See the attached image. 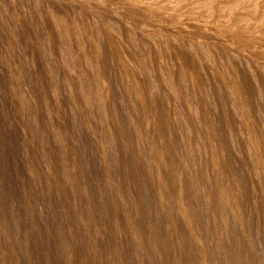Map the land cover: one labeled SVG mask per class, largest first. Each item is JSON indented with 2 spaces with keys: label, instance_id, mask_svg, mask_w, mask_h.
Listing matches in <instances>:
<instances>
[{
  "label": "bare ground",
  "instance_id": "bare-ground-1",
  "mask_svg": "<svg viewBox=\"0 0 264 264\" xmlns=\"http://www.w3.org/2000/svg\"><path fill=\"white\" fill-rule=\"evenodd\" d=\"M2 1L3 0H0L1 5L4 4ZM7 1L6 2L10 4V9L12 11L13 16H15V18L18 22V23L16 22L17 23L16 25H19V27H21L24 31V33H23L24 43H30V44L36 43L38 46L41 43L40 42L41 41L40 40V34H42V37L44 35H46L47 38L49 39L48 43H49V46L52 50L50 52L54 56V58H53L54 62L57 63V64H55L56 65L55 67H57L56 73H60V75H62L66 78V79H64V80H66V84H64V85H67V87L72 89V92L74 93V95L77 98L80 99L81 96L86 97L84 102H86V104L88 103L87 106L89 104H92L91 100H93V98H96V99H98V101H96V102H98L100 105V108H99L98 104L97 105L95 104L96 106H98L97 108H99V110L101 108H103L101 106V104H102L101 101L103 102L102 97H104V96H101V94H102L101 92L104 89L109 90L111 88V87L108 88L107 84H109L108 82H110L112 79L110 81H108L109 77L106 78L107 77L106 71L108 69L110 70L112 68V70H110L114 73V75H112V77L115 76V81L120 83L119 86L121 85L120 87L122 88V92L124 90H127V88L130 91H132V93L130 92V94L131 95L133 94V96H132L133 102L132 101L131 102L133 103V106L136 107V110H140L139 112L133 110L135 113V116H133V114H131V112H130V114L134 118L137 117L136 118L137 120L136 119L135 120L139 124V125H137L136 121L133 118L132 121H135L136 125L138 126V127L137 126L136 127L138 129L135 128V125L134 126L132 125L133 128L138 130V131L136 130V132L138 133V136H141L142 139L145 141V143L150 147H147L145 145V143H144V145L147 148H152L156 154H157L156 150H158V148H162L164 150V152H166V154L168 153L167 151H169V150L171 152L173 150H175V151L177 150L175 145L176 144L179 145V143H176V142H178V138H177V141H174V143H176V144H174L173 140H175L176 138L172 139L171 136L172 137H174V136L178 137L179 136L178 131L183 129V128H180L181 127L180 123L183 121H187V120H185V118H186L185 116H187V114H188V113H186L187 110L186 111L183 110L185 113L184 114L185 115L184 120H181V121L179 120L180 122L176 120L175 115H177V116L180 115V114H178V111H181V110L177 111L176 109L178 108L179 105H181V103H182L181 107L184 106L186 108L190 107V105L187 103L193 102L194 105L193 104L192 105L195 107H196L195 104L198 103V105H197L198 108H202L201 111H203V108H205L206 110L209 109L208 108L209 106L204 104V103H207L206 102L207 99L212 98L211 100L213 103L217 101L218 103L220 102L222 105H223L222 102L226 101L227 104L225 103L223 105V106H225V105L227 106V107L225 106L227 108L226 109L227 112L224 110L225 114L223 113L226 117L222 114L225 117V119H224V117H223V119H221V123H223L224 128L227 129V131H226L227 133L225 135L222 132L223 130L222 131L218 130V131H221L222 134L221 133L220 134L223 135V136H219L220 134H218L216 132L217 131L216 129H213L211 131V133H208V135L212 134V132L215 130L214 132L217 133L216 138H213L214 132H213V135H211L212 139L208 138V135H205L209 131V129L211 128L210 126H213L212 125L213 120L216 118L218 119L221 116V115H219V112L222 113L221 108L223 106H221V105H219V106H221V108L219 107L220 111L218 113H217L218 110H216V113L213 114L212 112H210V109H209L208 111L210 112V114L206 110H205L206 113L205 112L203 113L204 116H202V113H201V116L203 118H201V116L197 115L198 117L201 118L200 119L201 121H199V122H195V120L197 119V116L195 113H197V112L194 113L196 116L195 120L193 119L194 116L192 113H190V115L192 114V116L188 115L194 121L189 119V117H188L187 119H189V120L187 121V123L185 124V122H184V124L189 127V128L186 127V128H188L187 131L191 130L193 138L195 137V139L197 140L195 142H197V143L199 142L201 145V147H199L200 149H197V150H196V148H198V147L194 146L195 147L194 150H195L196 155H197L196 156L197 159L195 158L196 163H197V166H195V167H197V168L196 169L194 168L195 171L197 172V173L195 172L197 175L196 177H194L191 174H187L188 170H186L187 172H185V170H183V168H185L187 163H186V165L184 164L185 166L183 165L181 167L182 161H181L180 166H179L180 168L178 167V170L176 171L178 173V178H179L178 184L176 183L177 181L176 182H175V180L172 181L173 175L168 174L169 170L168 171H165V170L162 171L161 170V172H159L158 171L159 169H156V172L158 171V174H159L158 176L157 175L154 176L150 172V170H148L149 168H146V170H148L154 176V178L156 177L157 179H159L158 177L163 176L164 180H162V179L161 180H162V182H164L165 189H167V192L169 191V193L173 194V197H174V194L176 196L175 202L177 205H175V204L174 205H175V207H177V206L179 207L178 209H180V210H179L178 214L181 213V217H179L180 221L178 220L179 221L178 222L177 219L174 220L173 217L177 218L179 215L177 216L175 214L176 215V217H175V215L173 213L172 214L173 217L171 219H172V222L175 221L176 224L179 223V225H178L179 230L176 228V225L175 226L171 225L170 221H169V223H170L169 226L175 227V230L177 229L178 230L177 232L179 233V234H177L173 230L174 233L177 234L176 236L180 235L181 238L187 242V245H189L188 248H190V246H192V249H194L193 250L194 253L196 252L198 254L197 257L195 258L193 252L191 254L189 251V253L186 254L185 253L186 250H185V252H183L181 254V252H182L181 251L179 254L182 255V257H181V255H180V257L182 258L181 260H183L185 264H264V123L262 122L263 120L260 121L261 116L262 117L264 116V0H7ZM35 2H37V3L35 4ZM7 3H6V6H8ZM34 4L37 5L38 10H40L42 20H43V26L44 27L41 28L42 25L39 26V30H36L35 26L33 25L34 22L32 24V16L36 13L40 14V12L39 13L37 12L38 10H36V13H34V11H35L34 10V8H35ZM36 16H34V18H36V19L40 18V15H39V17H36ZM41 24H42V22H41ZM38 25H40V23ZM17 28H18V26H17ZM18 30H19V28H18ZM4 31L6 33H8L7 28ZM0 32H1V30H0ZM10 32H12V31H10ZM11 36H12L11 34L5 36L4 40L1 42L2 47H0V65L1 64L4 65L9 71H11V73L13 75L14 74L16 75L17 73H19V71L21 70L22 67H21V64H20V66H18L16 64L15 60L18 57L19 52L17 49H14V47H13L14 45L10 44ZM11 40H12L11 43H13V41H14L13 36H12ZM25 46H27V45H25ZM35 50L36 51L38 50L37 47L35 48ZM105 50L107 53H104ZM105 56L107 57V60H106ZM28 57H29V61H30L29 65H30L31 72H38L39 76L41 74H43V70H45V68L43 69L42 63L40 62L41 63V66H40L39 65L40 63L38 64V61H37L39 54L37 55V54H35V52H33ZM42 60H43V58H42ZM68 60H71V61L73 60V62L71 63V61H68ZM106 63H108L107 64L108 67L106 66ZM44 65L45 64H43V66ZM52 66L50 67V69L53 68ZM47 70H48V68H47ZM52 70H50L49 76H51V74L53 73V72L51 73ZM109 70H108V72H109ZM54 71H55V69H54ZM47 72H49V71H47ZM95 73L98 75V78H99V76H101V78H103L102 79L103 81L101 83L97 82L98 79L95 80L96 79V77L94 78V76L96 75ZM19 74H20V76L19 75L18 76L21 77V72ZM110 74H111V72H110ZM44 75L47 76V73L45 74V71H44ZM54 77H55V75H54ZM44 78H42V79H44ZM32 80H34V79H32ZM48 80L50 81V83L47 82L48 84L41 81L44 83L41 86L46 87L45 89L47 92L46 91L45 92H46V94L48 93L47 96L50 99L49 102H51V100H52L51 103H53V101H54V103L56 104V106L54 105L55 106L54 108H56L58 106L57 104L59 102L58 98H57L59 96H57V95H58L59 91L62 90L61 89L62 84L57 83V82L51 83L52 82L51 81L52 76H51V80H50V78ZM98 81H100V80H98ZM45 82H46V78H45ZM6 83L7 82H5V84ZM20 83L21 82H19V84ZM114 84H116V83H114ZM114 84H113V86H114ZM31 85H33V84H31ZM113 86H112V88H113ZM124 86L126 87L125 89L123 88ZM116 88H117V86H116ZM43 90H44V88L42 89V91ZM19 91H21V90H19ZM89 91H93V92H89ZM128 91H125V93L126 92L129 93ZM168 91H169V93L172 92V94H170L171 96L169 97L168 100H166L168 96L165 97V95H169V93H167ZM113 92H114V90H113ZM194 92H196L195 97L197 96V94L200 95V97L198 96L200 99L197 97L199 100L196 98L194 99ZM35 93H37V92H35ZM107 93L112 94L110 92H107ZM164 93H166V94L164 95ZM23 94H24V92H23ZM178 94H179V96H178ZM19 95H20V93H19ZM105 95L110 98V95H107L106 92H105ZM66 96H68V95L66 94ZM26 97H27V94H26ZM64 97H62V98H64ZM90 97H91V99H90ZM163 97L165 98L166 102H164L165 100L163 101V99H164ZM174 98L180 99V101H181V103H177L179 100L176 99L177 100L176 103L179 105L177 107H175L176 104L174 103L175 106H173L174 108H176L175 110H176L177 114L174 113L175 111L171 112L172 110L170 108L172 106L169 107V105H173V102H175ZM65 99H61V97H60V101L62 100V102ZM69 99H70V97H69ZM96 99H94L93 101H95ZM105 99H106V97H105ZM119 99H120V97H119ZM125 99H127V98H125ZM125 99H123V100H125ZM213 99H214V101H213ZM82 100H84V98ZM109 100L110 99H108V102H105V103H109V102L112 103V101H109ZM111 100H112V98H111ZM129 100H127V101L125 100L126 102L124 101V103L127 104V106H128L127 102ZM114 101H115V99H114ZM168 101H169V103H168ZM23 102H24V100H23ZM65 102H67V100ZM121 102H120V104H121ZM59 103H61V102H59ZM80 103H83V102H80ZM213 103H212V105H213ZM86 104H85V106H86ZM95 105L93 104V106H95ZM107 105L110 106V104H107ZM214 105L216 106L215 103H214ZM63 106H64V104H63ZM80 106H82V105H80ZM93 106H91L90 111L92 110ZM104 106H106V105H104ZM165 106L167 107V109L169 107L170 111L168 109V112H167ZM205 106H207V107H205ZM110 107H112V105ZM129 107L131 108V104ZM18 108H20V107H18ZM87 108H86L87 110H84V109L83 110L88 112L89 107H87ZM130 108H129V111H131ZM174 108H173V110H174ZM57 109H58V107H57ZM59 109H61V108H59ZM66 109H67V107H66ZM121 109H122V107H121ZM121 109H119V110H121ZM132 109H134V108L132 107ZM182 109H183V107H182ZM216 109H218V106ZM29 110H31V109H29ZM97 110L95 111L93 108V111L99 112V110L98 111ZM236 110L241 112V114L237 113L238 111L236 112V114L240 115L238 117V119L235 115ZM100 111H102V113H104L103 110H100ZM104 111H106V109ZM133 111H132V113H133ZM183 111H181V112H183ZM189 111H192V110L189 109ZM196 111H198V110H196ZM108 112H109V110H108ZM136 112H138V113H136ZM102 113H100V115L95 114V116L94 115H92V116L96 117V115H99V117L98 116L97 117L100 118L101 115H104V117L105 116L107 117L108 113L106 115H105V113L104 114H102ZM211 113L213 115L216 114L214 117H216L217 114L219 117H216V118L212 117V119H210ZM90 114H92V111L88 115H90ZM127 114H129V113H127ZM130 114H129V117H130ZM181 114H183V113H181ZM20 115H21V113H20ZM90 116H88V118H91ZM118 116H120V115H118ZM181 116L183 117V115H180V117ZM104 117H103V119H104ZM113 117L115 118V116H113ZM18 118H20V117H18ZM28 118H29V116H28ZM88 118L85 120H87L90 123V120ZM60 119L62 120V118H60ZM79 119H80V116H79ZM91 119H95V118H91ZM217 119H216V122H217ZM96 120H97V118H96ZM96 120L92 122L93 127H95L94 125L96 123ZM105 120L108 121L109 117H108V119L106 118ZM219 120L220 119H218V123H219ZM222 120H225V121L222 122ZM65 121H66V119L64 118L63 122H65ZM101 121H103V120H101ZM101 121L99 123H101ZM16 122H18V121H16ZM119 122H120V120H119ZM121 122H122V120H121ZM80 123H81V119H80ZM218 123H216L217 125L215 126V127L218 126L217 129L220 128L221 126H223V125H221L219 127ZM104 124L105 123H103L102 125H104ZM131 124H133V123L131 122ZM87 125H90V124H86V127H88ZM99 125L101 126V124H99ZM115 125H118V124H115ZM115 125H114V127H119V126H115ZM185 125H183V127ZM81 126H83V121H82ZM100 126H98V127H99V130L101 132ZM93 127L91 129H93ZM121 127H122V129L125 128V126L123 128V125ZM208 127H209V129H208ZM109 128H110V126H109ZM126 128L129 129V130L128 129L126 130V131H128L129 134H131L129 132L130 129H132V131H131L132 133H133V130L135 131V129H133L131 126H130V128L129 127H126ZM186 128H184V129H186ZM221 128L223 129V127H221ZM83 129H84V127H83ZM88 129L89 128L85 129V131ZM117 130L119 131V129H116V131ZM93 131L96 132V130H93ZM120 131H121V133L123 132V130H121V129H120ZM224 131H225V129H224ZM74 132L76 133L75 130H74ZM89 132H91V131H89ZM89 132H85V133L88 134ZM97 132L99 133V131H97ZM181 132L184 133L185 130H183ZM105 133H107L106 138H109L108 140H110V137H108V135H110L109 131L107 132L105 130ZM123 133L120 134V132H119V135H121L120 138L124 137ZM126 133H124V135ZM128 133L126 135V138L129 135ZM191 133L189 134V136L191 135ZM78 134L80 135V133H78ZM136 134H134V135H136ZM134 135H133V137H134ZM184 135L186 136L187 134L184 133ZM16 136H17V134H16ZM192 136H191V139H193ZM72 137H74V136H72ZM117 137H118V132H117ZM130 137H132V136L130 135ZM135 137H137V136H135ZM181 137H182V135H181ZM40 138H42V136ZM74 138H76V137H74ZM106 138L104 136L102 139H106ZM132 138H130L129 141ZM139 139H141V138H139ZM92 140H94V139H92ZM135 140H133L134 144L132 145L133 147L135 146L134 150L137 149L138 147H139V149H141L140 145H143V141L142 140H141L142 142L137 141V143L138 142L141 143L138 146V144L136 143ZM193 140H191V141H193ZM204 140H206V141H204ZM49 141H50V139H49ZM159 141L163 142V143L160 142L162 147H159V144H160ZM184 141H185V139H184ZM32 142H33V140H32ZM110 142H111V140H110ZM110 142H108V145ZM180 142H182L181 143V145H182L183 139ZM189 142L188 143L184 142V143L190 144L191 142L190 143ZM82 143H83V141H82ZM104 143L106 144V142H104ZM135 143L138 146L137 148H136ZM38 145H40V144H38ZM164 145H165L166 149H169V150L166 151L165 148L163 147ZM195 145L198 146V144H195ZM126 146H128V145H126ZM145 146H144V148H145ZM174 146H175V148H174ZM184 146H185V144H184ZM187 146L188 145H186V147ZM76 148H78V146ZM144 148H143V151H144ZM178 149H179V146H178ZM180 149H181V147H180ZM182 149H183V147H182ZM184 149L186 150V148H184ZM99 150H100V148H99ZM146 150L149 153L148 149H146ZM185 150L182 152H184L183 154H185V156H186ZM187 150H188V148H187ZM97 151H98V149H97ZM121 151H123V149ZM139 151H141V150H139ZM175 151H173L174 155L176 152H179V151L181 152V150L176 151V152ZM189 151H191V150H189ZM76 152H77V150H76ZM144 152H142V153L144 154ZM154 152L152 153L153 155H154ZM159 152L160 151L158 150V153ZM193 152H192V154L194 155ZM162 153L163 152L161 151V153H160L161 156H159L157 154L159 156V158L163 157L165 155V153H163V154ZM136 154H138V153H136ZM143 154H142L143 158H142V160H140L141 163L143 162V159L145 160L144 156H145L146 152H145L144 156H143ZM152 154H149V155H152ZM177 154H179V153H177ZM192 154H190V155H192ZM139 155H141V154H138L137 157H139ZM170 155H171V153H170ZM112 156H114V154ZM175 156H173V157H175ZM123 157L125 158V156H123ZM145 157H147V156H145ZM181 157L183 158V155ZM191 157H190V159H191ZM147 158L150 159V157H147ZM166 158L168 159V157L162 158L163 159L162 163H164V161L167 160ZM175 158L177 161V157H175ZM187 158L189 160L188 156L185 158V160ZM125 159H127V158H125ZM131 159H133V158L131 157ZM137 159H139V158H136V160ZM155 159L153 162H155L156 160L158 161V158L156 160ZM160 159H159V161H160ZM170 159H171V156H170ZM112 160H114V159H112ZM112 160H111V162H112ZM193 160H194V158H193ZM100 161H102V160L100 159ZM123 161H122V163H124ZM176 161H175V163H176ZM194 161H190L191 164ZM137 162L138 161H136V163ZM148 162H149L148 164L150 167L153 163L151 164L150 161H148ZM102 163H103V161H102ZM107 163H106V165H107ZM117 163H118V161H117ZM130 163L128 162V164L127 163H125V164L129 165ZM168 163H170V162H168ZM196 163L195 164L193 163V164L196 165ZM125 164H124V166H126ZM145 164H146V162L144 163V165L141 164L142 167L143 166L146 167ZM157 164H159V163H156V165ZM133 165H134V162L131 166H133ZM136 165H138V163ZM154 165H155V163H154ZM161 165H160V167L164 166L163 168L165 169L166 165L165 164H163V166H161ZM169 165H171V164H169ZM194 165H192V166L194 167ZM71 166L74 167L73 165H71ZM118 166H120V165L118 164ZM100 167H101V165H100ZM127 167H128L127 169H130L129 166H127ZM155 168H157V167L153 166V170H155ZM171 168L174 169L175 167L174 168L171 167ZM186 168H188V167H186ZM71 169H70V172H72ZM142 169L144 170V168H142ZM175 169H177V167ZM191 169H193V168H191ZM59 170L61 171V169H59ZM134 170H136V169H134ZM134 170H132V171H134ZM146 170H144V171H146ZM151 170H152V168H151ZM129 171H131V170H129ZM144 171H143V173H145V174L148 172V171L147 172H144ZM191 171H193V170H191ZM124 172H126V171H124ZM124 172L122 171V174H126ZM73 173H75V172H73ZM44 174H46V173H44ZM109 174H111V173L109 172ZM129 174H131V173L128 172L127 175H129ZM145 174H142V175L140 174L143 177V179L145 177L149 176V173H147L148 176H147V174L146 175ZM192 174H194V173L192 172ZM107 175H108V173H107ZM112 175H114V174H112ZM117 175H119V174H117ZM132 175H130V176H132ZM135 175H138V174L136 173ZM143 175H145V177ZM152 175H150V176H152ZM189 175H190V177L192 176L191 178L194 177L195 179L194 178L192 180L189 179L190 178V177H188ZM73 176H74V174H73ZM169 176L171 177L170 178L171 180L169 179ZM117 177H119V176H117ZM135 177L136 176H134V178ZM138 177L139 176H137V179L139 180L140 178H138ZM134 178H133V181H134ZM74 179H75V177H74ZM122 179H123V182L128 180V179L126 180V179L121 177V180H118V181H122ZM148 179H150V177H148ZM103 180L104 179H102V185H103V182L105 181V180L104 181ZM115 180H117V178ZM176 180H177V178H176ZM139 181H137V182H139ZM155 181L152 183L155 184ZM171 181L175 182V183H172ZM28 182H29V180H28ZM135 182H134V185L136 187ZM143 182L144 181L142 180V183ZM149 182L151 183V180ZM145 183H144V185H145ZM152 183H151V186L155 187V185H153ZM125 184H126V187H128L127 186L128 183H125ZM113 185H114V183H113ZM118 185H117V187H118ZM129 185H130V182H129ZM139 185L137 188H139ZM147 185H148V180H147ZM158 185L160 186V184H158ZM158 185H157V188L159 189ZM104 186H102V187H104ZM108 186L110 187V185H108ZM151 186L149 185L148 188H151ZM122 187L123 186H120L119 189L121 190ZM131 187H130V191L132 189ZM145 187L147 188V186H145ZM154 187H153V189H154ZM161 187H160V190H161ZM197 187H198V189H199V187H201V188L203 187V189H204V190L201 189L204 192V195L201 194V196H205L207 208H206V211L204 210V212H206V214L208 212L209 214H207V215H209V216L206 215L207 216L206 220L203 218L204 219L203 221L204 222L206 221V225H207L208 224L207 223L208 217H211L210 218L211 219L210 225L208 224V227H206L204 225L205 228H209V226L211 227V229H212L211 233H210L211 230L208 232V229H206L207 230V232H206L205 228L202 227V225H201L202 224L201 223L202 217L199 218L200 215H198L199 217L196 215V217L194 218L193 216H195V215L192 213L193 211L191 212L192 205H194L193 207L196 209L198 207L197 206L198 204L196 202L197 198H194L196 201H191L192 195H193V197L194 196L199 197V196L194 195V191L197 190L196 189ZM142 188H143V186L140 187L139 190ZM157 188L155 187L156 190H157ZM49 189H51V188H49ZM153 189H151V190H153ZM58 190H60V189H58ZM115 190L116 189L114 188V191ZM142 190H143V192H145V189H142ZM142 190H140V191H142ZM62 191L63 190H61V192ZM104 191H103V194H104ZM114 191L110 190L111 193H113ZM136 191H138V190H136ZM140 191H138L139 193L138 192H136V193L138 195L141 193L143 194V192L140 193ZM66 192H68V191H66ZM86 192H88V191H86ZM116 192L119 193L118 191H116ZM133 192H135V188H134ZM151 192H153V191H151ZM41 193H42V191H41ZM128 193H126V194H128ZM136 193H134V194H136ZM155 193H154V195H157V192H155ZM201 193H202V191H201ZM120 194L123 195L124 193L120 192ZM129 194L132 195L133 193L131 192ZM163 194H164V192H163ZM163 194H162V196H163ZM117 195H119V194H116V196ZM146 195H148V194H146ZM140 196H142V195H140ZM113 197H115V196H113ZM119 197H120V195H119ZM119 197L117 198L116 201L119 200ZM123 197H125V199H126V196L123 195ZM154 197L156 198V196H154ZM169 197H172V196H169ZM122 198H121V201H122ZM128 198H127V201H128ZM135 198H136V195H135ZM142 198H146V197L142 196ZM153 198H152V200H153ZM159 198H161L159 200H162V198H164V196L163 197L159 196ZM87 199H89L88 196H87ZM104 199H105V197H104ZM172 199H174V198H172ZM199 199L203 200L204 197L203 198L199 197L198 200ZM141 200H143V199H140V201ZM201 200H199V203L203 202ZM111 201L114 202L115 199H114V201L111 199ZM124 201L125 200H123V202ZM135 201L136 202H134V201L133 202L135 204H137V202H138V205H136L137 206L136 208L139 209V205H140L139 204V198H138V201L137 200H135ZM143 201H145V200H143ZM143 201H141V204ZM146 201H147V199H146ZM154 201L156 202V199L153 200V203H154ZM120 202L118 201V203H120ZM131 202L132 201H130V203ZM165 202H168V201H164V203ZM144 203L145 202H143V205H144ZM170 203H172V202H170ZM170 203L168 205H170ZM203 203H204L203 205H205V202H203ZM148 204H149V202H148ZM156 204H158V203H156ZM42 205H43V203H42ZM78 205H80V204H78ZM99 205H100V203H99ZM106 205H107V203H106ZM120 205H122V202ZM145 205H147V204H145ZM203 205H200V206H203ZM109 206L111 207L112 205H109ZM116 206H119V204L118 205L116 204L114 207H116ZM148 206H145V207L148 208ZM161 206H163V205L161 204ZM170 206H172V205H170ZM170 206H169V208H170ZM99 207L101 209V206H99ZM103 207H104V205L102 206V210H105V209H103ZM107 207H108V205H107ZM107 207L105 206V208H107ZM159 207H160V205H159ZM175 207H172V208H175ZM199 207H198V209H199ZM79 208L80 207H78L77 209H79ZM81 208H82V206H81ZM123 208H124V206H123ZM164 208H166V207H164ZM164 208H162V209H164ZM138 209H137V211H138ZM141 209H139V211H141ZM144 209L142 210V211H144L143 213L149 212L148 209H145L146 211ZM201 209H202V207H201ZM118 210H120V209H118ZM166 210H164L166 212V214L168 211L173 212L172 211L173 209L168 210V207L166 208ZM79 211H80V209H79ZM108 211H111V210H108ZM125 211H124V213L126 214L127 212H125ZM151 211H152V209H151ZM176 211H177V209H176ZM176 211L174 210L175 213H176ZM100 212L103 213L105 211H100ZM149 213H151V212H149ZM139 214L140 213H136L137 217ZM169 214H171V213L169 212ZM199 214H200V212H199ZM104 215L105 214H103V217H104ZM108 215H110V214H108ZM127 215H128V213H127ZM129 215H130V213H129ZM151 215H153V214L151 213ZM110 216H112V215H110ZM201 216H202V214H201ZM106 217H109V216H106ZM129 217L131 218V216H129ZM86 218H89V217H86ZM96 218L97 217L95 216V219ZM110 218H112V217H110ZM117 218H119V217H117ZM130 218H128V219L131 221ZM132 218H134V216ZM149 218H151V217H149ZM92 219H94V218L92 217ZM96 220H93V221H96ZM106 220L107 219L105 218V220H104L105 223L107 222ZM108 220H109V218H108ZM141 220H143V219L141 218ZM5 221H7V220H5ZM86 221H88V220H86ZM208 221H210V220H208ZM99 222H100V220H99ZM110 222H111V220H110ZM110 222H108V224ZM113 222H116V221H113ZM127 222H129V221H127ZM144 222H145V220H144ZM152 222L150 221V223H152ZM175 222H174V224H175ZM119 223H117V224H119ZM124 223H125V221H124ZM130 223H129V225L132 224V223L131 224ZM89 224H92V223H89ZM133 224H136V223L133 222ZM137 225H138V223H137ZM137 225H134V226H136V228H137ZM3 226H4V224H3ZM5 226H7V225H5ZM96 226L97 225H95L94 227L92 226V227L95 229ZM110 226H111V224H110ZM113 226H114V224H113ZM145 226H146V224H145ZM158 226H159V224H158ZM85 227H86V225H85ZM102 227H103V224H102ZM108 227L106 226V228H108ZM151 227L153 228L154 226L151 225ZM98 228H99V226H98ZM98 228H96V229H98ZM114 228H115V226H114ZM134 228H132V229L134 230ZM139 228L140 227H138V229ZM146 228L149 229L150 227H146ZM88 229H90V226ZM108 229L111 230V228H108ZM132 229L131 230L129 229V231H131L132 234H134ZM90 230L93 231V229H90ZM137 230H136V232H137ZM141 230L138 233H140L142 235L145 232H144V230H142L143 233H141ZM149 230H148V232H150ZM152 230L154 232V228ZM106 231H109V230H106ZM113 231H112V233H114ZM129 231H127V233ZM254 231H255V233H254ZM96 232H97V230H96ZM98 232L100 233L99 230H98ZM102 232H104V231H101L100 234L103 236L104 233H102ZM109 232L111 233V231H109ZM148 232H147V234H149V236H150V233H148ZM153 232L151 231V233H153ZM87 233H89V232H87ZM94 233H95V231L91 234L96 235V238H97V236H99V235L94 234ZM168 233H170V232H168ZM168 233H167V235H168ZM68 234H70V233H68ZM107 234L109 235V233H107ZM114 234L118 235L117 233H114ZM114 234H112V235H114ZM119 234L122 235L124 233L119 232ZM128 234L126 236H128ZM132 234L130 236H132ZM140 234H138V236ZM171 235H173L172 232H171ZM100 236H99V238H100ZM104 236H107V235L105 234ZM120 236L118 235L117 237H120ZM130 236L128 238L132 239L133 236L132 237H130ZM134 236H136V235L134 234ZM149 236L143 238V240H145L146 238L149 239ZM154 236L157 237V235H154ZM122 237H123V235H122ZM153 237H150V238L152 239ZM158 237L157 238L154 237V238L157 240ZM252 237H254L253 239H255V240H253V241H255V245L257 244V246H255V245H253V246H255V249L258 250L259 253L256 252L255 249H253V250L251 249V245L253 243V241L251 239ZM17 238H19V237H17ZM170 238L172 239L171 236H170ZM173 238H175V237H173ZM92 239L94 240V237ZM114 239H116V238H114ZM126 239H127V237H126ZM151 239H149V240H151ZM166 239H167V236H166ZM180 239L175 238L176 241L180 240ZM100 240L101 239H99L98 241H100ZM127 240H129V239H127ZM136 240H138V238ZM158 240H157V242L160 246V243ZM175 240H174V242H175ZM96 241H95V243H96ZM103 241L104 240H102V242ZM111 241L115 242V240L113 241V239ZM116 241H118V240H116ZM142 241H139V243L141 242V244H142ZM185 241L183 244L186 243ZM145 242L143 241V243H145ZM171 242H172V240H171ZM174 242H173V245H174ZM180 242L182 243L183 241H180ZM97 243H100V242H97ZM119 243L117 245H119ZM121 243H123V242H121ZM175 243L179 245V243H177V242H175ZM97 245H99V244H97ZM97 245H95V246H97ZM102 245H104V244H102ZM102 245L100 243V246H102ZM146 245H147V242H146ZM146 245H145V247H146ZM155 245L157 248L158 247L157 243ZM19 246H21V244ZM113 246H112V248L115 249V247H113ZM120 246H118V247H120ZM147 246H149V245H147ZM171 246L172 245L170 244V246L167 248L171 249ZM256 247L259 249H257ZM148 248L151 251L150 247H148ZM172 248H174L173 250H175L178 247L176 246V248H175L174 246H172ZM2 249H3V247H2ZM96 249H98V248H96ZM108 249H109V247H108ZM119 249L120 248H118V249L116 248V250H119ZM157 249L159 250V247ZM183 249L184 248H182V250ZM192 249H191V251H192ZM103 250H104V247H103ZM133 250H134V248H133ZM154 250H155V248L153 249V252H154ZM161 250H162V248H161ZM108 251H111V250L109 249ZM112 251H113L112 254L115 253L114 250H112ZM0 252H1V250H0ZM103 252H101V253H103ZM119 252H120V250H119ZM119 252H118V254H121V257H122V252L121 253H119ZM161 252H163V251H161ZM174 252L175 251H173L171 253H174ZM108 253H110V252H108ZM157 254H158V251H157ZM104 255H103V257H104ZM160 255H156V256H160ZM173 255H175V254H173ZM3 256H4V254H3ZM93 256L95 257V255H93ZM105 256H107V254ZM112 256L113 255H111V257ZM138 256H139V254H138ZM109 257H110V255H109ZM114 257H116V255ZM171 257H172V255H171ZM176 257L177 256L175 255V258ZM162 258H164V257H162ZM117 259H115V260H117ZM143 259H145V258H143ZM158 259H160V258L158 257ZM105 260L107 263V261H108L107 257L105 258ZM119 261H121V259ZM115 262L112 264H117V261H115ZM176 262H177V260H176ZM169 263H170V261H169ZM179 263H180V261L177 262V264H179ZM108 264H109V261H108ZM159 264H164V263H159Z\"/></svg>",
  "mask_w": 264,
  "mask_h": 264
},
{
  "label": "rangeland",
  "instance_id": "rangeland-1",
  "mask_svg": "<svg viewBox=\"0 0 264 264\" xmlns=\"http://www.w3.org/2000/svg\"><path fill=\"white\" fill-rule=\"evenodd\" d=\"M7 0H3L2 2L4 3L3 5H1L0 4V30H1V32H0V47H2L1 46V42L4 40V38H5V36H7V35H12L13 36V39H14V41H13V43H11V39H12V36H11V38H10V44L11 45H14L13 47H14V49H17L18 50V52H19V55H18V57L16 58V64L18 65V66H20V64H21V70L19 71V73L21 72V77H19L20 76V74L19 73H17L16 75L14 74H12L11 73V71H9L4 65H0V250H1V252H0V264H108V261H109V264H112V263H114L115 261H117V264L119 263V264H159V263H164V264H177V262L178 261H180V263L181 264H185L184 263V261L183 260H181L182 258V253L183 252H185V250H186V254L187 253H189V251H190V253L192 254V252L194 253V249H192V246H190V248H188L189 247V245H187V242L184 240V239H182L181 238V236L180 235H178V236H176L177 234H179L177 231L179 230L178 228V225H179V223H177L176 224V222L174 221V220H176L177 219V221L179 220L180 221V218L179 217H181V213L180 214H178L179 213V210L180 209H178L179 207L177 206V207H175V205H177L176 204V202H175V199H176V196H175V194H174V197H173V194H171V193H169V191L167 192V189H165V186H164V182H162V180H164L163 178V176H160V177H158L159 179H157L156 177L154 178V176H158L159 174H158V171L159 172H161V170L163 171V170H165V171H168L169 173L168 174H171V175H173V178H172V181H174L175 180V182L178 184V173L176 172L177 170H178V167L180 166V163H181V161H182V165H181V167L185 164L186 165V163H187V165L185 166V168H183V170H185V172H187L186 170H188V172H187V174H191V175H193L194 177H196L197 175H196V171H195V169L197 168V167H195V166H197V163H196V159H197V155H196V152H195V147H198V148H196V150L197 149H200L199 147H201V145H200V143L198 142H195V141H197L196 139H195V137L193 138V136H192V133H191V130H189V131H187L188 130V126H186L185 124L187 123V121L189 120V119H191V117L190 116H192V114H193V116H194V120L196 119V116L197 115H199V116H201V113H202V116H204V112L206 113V111H208L209 109H210V112H212L213 114L214 113H216V110H218L217 111V113L220 111V108H221V106H223L225 103H226V101L225 102H222L223 103V105L219 102H214L215 104H216V106L214 105V103L212 102V98L211 99H207V103H204V104H206L207 106H209L207 109L208 110H206L205 108H203V111H201L202 110V108H198V103L197 104H195L196 105V107L195 106H193L194 104H193V102H191V103H187V104H189L190 105V107L189 108H186V107H184V106H182L183 107V109H182V107H181V105H182V103H181V101H180V99H177V98H174L175 99V102H173V105H169V107L170 106H172L170 109L172 110L171 112H174V113H176L177 114V112H176V110L178 111V110H181V111H186L187 110V112L186 113H188L187 114V116H185L184 114V111L183 112H181V111H178V114H180V115H183V117L181 116L180 117V115H175V118H176V120L177 121H181V120H184V118H185V120H187V121H183V122H181L183 125H185L184 127H183V125L180 123V128H183L182 130H180V131H178V134H179V136L178 137H176V136H174V137H172L171 136V138L172 139H175V140H173V143H174V141H177V138H178V142H176V143H179V145L178 144H176V143H174V144H176L175 146H176V151H179V150H181V152L182 151H184L185 149L184 148H186V156H185V154H183L184 152H176L175 150H173V151H175L176 153H175V155H174V153H173V151L171 152L169 149H166V147H165V145L163 146L164 148H165V150L167 151V150H169V151H167L168 153L166 154V152H164V150L162 149V148H158V150L160 151L159 153H158V150H156V152H157V154L159 155V156H161V151L163 152V153H165V155L163 156V157H160L159 158V156L153 151V149L152 148H147V147H150V146H148L146 143H145V141L142 139V137L141 136H138V133L136 132V130L138 129L137 127V125H139L138 123H137V117L136 118H134L133 116H135V113H134V111L133 110H135V111H140V110H136V107L135 106H133V100H132V96H133V94L131 95L130 94V92L132 93V91H130L128 88H127V90H124L126 87L124 86L123 88V92H122V88L119 86V84L120 83H118V82H116L115 81V76H113L112 77V75H114V73L112 72V71H110V70H112V68L109 70L107 67V64L108 63H106V68L109 70V72H108V70L106 71V78H108V81H110L111 79V81L110 82H108L109 84H107V86H108V88H110L108 91L107 90H103L101 93V96H104V97H102L103 98V102L101 101V106L103 107V108H101L100 110H103V112L105 113V115L108 113H110L109 115L107 114V117L105 116L104 117V115H101L100 116V118H98L99 117V115H100V113H102V111H100L99 110V108H100V105H99V103L98 102H96V101H98V99H96V98H93V100L94 99H96L95 101H93V100H91L92 101V104H89L88 106H87V104H86V102H84L85 101V99H86V97H80V99L79 98H77L75 95H74V93L72 92V89H70L69 87H67V85H64V84H66V80H64V79H66L64 76H62V75H60V73H56L57 72V67H55L56 65L55 64H57L56 62H54V56L52 55V53L50 52V51H52L51 50V48H50V46H49V39L47 38V36L46 35H44L43 37H42V34H40V44L37 46V44L36 43H34V44H30V43H24V41H23V33H24V31H23V29L21 28V27H19V25H16L18 22H17V20H16V18H15V16H13V14H12V11H11V9H10V4L9 3H7L6 2ZM6 3H7V5L8 6H6ZM37 2H35V4H36ZM34 4V5H35ZM35 8H34V13H36V10H38V7H37V5H35L34 6ZM9 8V9H8ZM38 13L40 12V10H38L37 11ZM6 15V16H5ZM37 15V16H36ZM39 15H40V18H34V16H36V17H39ZM4 20V21H3ZM37 20V21H36ZM17 22V23H16ZM33 22H34V24H33ZM40 23V25H38L39 23ZM41 22H42V24H41ZM6 23V24H5ZM32 24L35 26V28H36V30H39V26H41V28L42 27H44L43 26V20H42V16H41V12H40V14H34L33 16H32ZM2 25V26H1ZM38 25V26H37ZM17 26H18V28H19V30H18V28H17ZM7 28L8 29V33H6L4 30ZM10 31H12V32H10ZM5 33V34H4ZM10 33V34H9ZM13 33V34H12ZM16 34V35H15ZM2 35V36H1ZM5 35V36H4ZM43 39V40H42ZM25 45H27V46H25ZM36 45V46H35ZM27 47V48H26ZM37 47V51L35 50V48ZM25 48V49H24ZM49 48V49H48ZM27 50V51H26ZM33 50V51H32ZM33 52H35V54H39V57H38V64L41 62L42 63V67H43V69L45 68V70H43V74H41L40 76H39V74H38V72H31V70H30V61H29V57L28 56H30L31 54ZM37 52V53H36ZM104 53H107L106 52V50L104 51ZM46 54V55H45ZM26 57V58H25ZM41 57V58H40ZM106 57V56H105ZM24 58V59H23ZM42 58H43V60H42ZM40 60V61H39ZM106 60H107V57H106ZM68 61H71V60H68ZM73 62V60L71 61V63ZM41 63L39 64L40 66H41ZM43 64H45L44 66H43ZM47 65V66H46ZM53 65V66H52ZM4 66V67H3ZM53 67V68H51L50 69V67ZM47 68H48V70H47ZM53 69V70H52ZM54 69H55V71H54ZM50 70H52L51 71V76H52V80H51V76H49L50 75ZM44 71H45V74L47 73V76L46 75H44ZM47 71H49V72H47ZM110 72H111V74H110ZM35 73V74H34ZM49 73V74H48ZM96 74V73H95ZM19 75V76H18ZM36 75V76H35ZM43 75V76H42ZM54 75H55V77H54ZM59 75V76H58ZM97 75V74H96ZM94 76V78L96 77V79L95 80H100V81H98L97 80V82H99V83H101L103 80V78H101V76H99V78H98V75L97 76ZM49 76V77H48ZM19 77V78H18ZM32 77V78H31ZM46 78V82H45V78ZM22 80H21V79ZM42 78H44V79H42ZM50 78V80L52 81L51 83H55V82H57V83H60V84H62V90H60L59 91V93H58V95L57 96H59V97H57L58 98V101L59 102H61V103H59L58 102V109H57V107L56 108H54L55 106H56V104L54 103V101H53V103H51L52 102V100H51V102H49L50 101V99H49V97L47 96L48 95V93L46 94V87H43V86H41V85H43L44 83H50V81L48 80ZM58 78V79H57ZM62 78V79H61ZM32 79H34V80H32ZM32 80V81H31ZM62 80V81H61ZM21 82L20 84H19V82ZM41 81H43V82H41ZM114 81V82H113ZM5 82H7L6 84H5ZM47 83V84H48ZM114 83H116V84H114ZM31 84H33V85H31ZM37 84V85H36ZM113 84H114V86H113ZM34 86V87H33ZM112 86H113V88H112ZM116 86H117V88H116ZM120 88H119V87ZM123 86V85H122ZM23 88V89H22ZM31 88V89H30ZM34 88V89H33ZM37 88V89H36ZM44 88V90L42 91V89ZM66 88V89H65ZM70 90H69V89ZM19 90H21V91H19ZM113 90H114V92H113ZM129 90V91H128ZM46 91V92H45ZM71 93H70V92ZM121 91V92H120ZM125 91H128L129 93H125ZM17 92V93H16ZM23 92H24V94H23ZM35 92H37V93H35ZM45 94H44V93ZM89 92H93V91H89ZM105 92H106V94L107 95H110V98L109 97H107L106 95H105ZM107 92H110V93H112V94H109V93H107ZM120 92V93H119ZM19 93H20V95H19ZM167 93H169V91L167 92ZM196 92H194V99L196 98V99H198L199 97H200V95H198L197 94V96L195 97V94ZM26 94H27V97H26ZM66 94L68 95V96H66ZM72 94V95H71ZM89 94V93H88ZM131 96H130V95ZM166 93H164V95H165ZM170 94H172V92H170L169 93V95H165V97L166 96H168L167 97V99L166 100H168L169 99V97L171 96ZM177 94V93H176ZM175 94V95H176ZM35 95V96H34ZM62 95V96H61ZM70 95V96H69ZM91 95V94H90ZM89 95V96H90ZM163 95V96H164ZM19 96V97H18ZM30 96V97H29ZM65 96V97H64ZM113 96V97H112ZM178 96H179V94H178ZM199 96V97H198ZM48 99H47V98ZM60 97H61V99H65V100H63V102H62V100L60 101ZM62 97H64V98H62ZM69 97H70V99H69ZM105 97H106V99H105ZM115 97V98H114ZM119 97H120V99H119ZM127 98V99H125V98ZM198 97V98H197ZM14 98V99H13ZM20 98V99H19ZM23 98V99H22ZM35 98V99H34ZM84 98V100H82ZM111 98H112V100H111ZM118 98V99H117ZM164 98V97H163ZM179 98V97H178ZM69 99V100H68ZM90 99H91V97H90ZM108 99H110L109 101H112V103L111 102H109V103H105V102H108ZM114 99H115V101H114ZM117 99V100H116ZM122 99V100H121ZM123 99H125L126 101L127 100H129L127 103H128V106H127V104H125L124 103V101L125 100H123ZM179 100L178 102H177V100ZM200 99V98H199ZM198 99V100H199ZM23 100H24V102L26 103H24L23 102ZM67 100V102L69 103H67V102H65ZM79 100V101H78ZM165 100V98L163 99V101ZM166 100L164 101V102H166ZM13 101V102H12ZM90 101V102H91ZM118 103H117V102ZM122 101V102H121ZM125 101V102H126ZM132 101V102H131ZM174 101V100H173ZM213 101H214V99H213ZM48 102V103H47ZM80 102H83V103H80ZM120 102H121V104H120ZM181 103V105H179V104H177V103ZM197 102V101H196ZM19 103V104H18ZM50 103V104H49ZM64 104V106H63V104ZM86 104V106L87 107H89V110H88V112L87 111H84V110H87L88 108L85 106V104ZM168 103H169V101H168ZM176 104V106H175V104ZM212 103H213V105H212ZM218 103V104H217ZM24 104V105H23ZM60 104V105H59ZM84 104V105H83ZM93 104L95 105H97L98 104V106H99V108H97L98 106H93ZM107 104H110V106L112 105V107H110V106H108ZM117 104V105H116ZM130 104H131V108L129 107L130 106ZM193 104V105H192ZM227 104V103H226ZM23 105V106H22ZM29 105V106H28ZM48 105V106H47ZM55 105V106H54ZM80 105H82V106H80ZM93 106L92 107V114H90V115H88L89 113H91V111H90V108H91V106ZM104 105H106V106H104ZM167 105V104H166ZM181 107H179V106ZM219 105H221V106H219ZM17 106V107H16ZM25 106V107H24ZM61 106V107H60ZM84 106V107H83ZM125 106V107H124ZM168 106V105H167ZM173 106H175V107H177L178 106V108L176 109V108H174ZM207 106H205V107H207ZM217 106H218V109H216L217 108ZM226 106V105H225ZM225 106H223L221 109H222V113L221 112H219V115H221L220 117L218 116V114H217V116L216 117H219L218 119H220L219 120V123H218V119L216 118V117H214L215 115H213L212 113H211V118L210 119H212V117H214V118H216L217 119V122H216V119H214L213 120V126H210L211 128V130L209 129V127H208V129H209V131L205 134V135H208V133H211V131L213 130V129H216L217 131V133L218 134H220L221 133V131L224 133V135L227 133L226 131H227V129L226 128H224V125H223V123H221V119H223V117L225 116L224 114V110L226 111V107ZM18 107H20V108H18ZM32 107V108H31ZM35 107V108H34ZM65 107V108H64ZM66 107H67V109H66ZM83 107V108H82ZM121 107H122V109H121ZM127 107V108H126ZM132 107L134 108V109H132ZM166 107V106H165ZM169 107H168V109H169ZM195 109H194V108ZM215 110H213L212 108ZM220 107V108H219ZM8 110H7V109ZM24 108V109H23ZM59 108H61V109H59ZM87 108V109H86ZM93 108H94V110L96 111L97 109L99 110V112H95V111H93ZM96 108V109H95ZM121 109V110H119V109ZM129 108L131 109V111H129ZM173 108H174V110H173ZM180 108V109H179ZM193 108V109H192ZM18 109V110H17ZM28 109V110H27ZM29 109H31V110H29ZM50 109V110H49ZM84 109V110H83ZM106 109V111H104ZM112 109V110H111ZM168 109H167V107H166V110H167V112H168ZM170 109H169V111H170ZM176 109V110H175ZM189 109H191L192 111H189ZM212 109V110H211ZM238 109V108H237ZM83 112H81V111ZM97 110V111H98ZM108 110H109V112H108ZM111 110V111H110ZM117 110V111H116ZM123 110V111H122ZM196 110H198V111H196ZM206 110V111H205ZM8 111V112H7ZM22 111V112H21ZM47 111V112H46ZM57 111V112H56ZM71 111V112H70ZM132 111H133V113H132ZM194 111V112H193ZM200 111V112H199ZM238 110H236L235 111V115H236V117H237V119H238V117L240 116V115H238V114H236V112H237ZM30 112V113H29ZM87 112V113H86ZM123 112V113H122ZM126 112V113H125ZM130 112H131V114H133V116L130 114ZM138 112H136V113H138ZM183 113V114H181V113ZM195 112H197V113H195ZM209 112V111H208ZM210 112H209V114H210ZM227 112V111H226ZM6 113V114H5ZM13 115H12V114ZM20 113H21V115H20ZM104 113H102V114H104ZM127 113H129L130 114V117H129V114H127ZM190 113H192L191 115H190ZM196 114V116H195V114ZM200 113V114H199ZM221 113V114H220ZM224 113V114H223ZM237 113H240L241 114V112L240 111H238ZM10 114V115H9ZM29 114V115H28ZM31 114V115H30ZM95 114H99V115H96V117H94L95 116ZM113 114V115H112ZM224 116H223V115ZM83 117H82V116ZM85 115V116H84ZM90 116L91 118H95V119H91V118H88V116ZM92 115H94V116H92ZM117 115V116H116ZM118 115H120V116H118ZM188 115H190V116H188ZM11 116V117H10ZM28 116H29V118H28ZM60 116V117H59ZM62 116V117H61ZM79 116H80V119H81V123H80V119H79ZM98 116V117H97ZM104 117V119H103V117ZM113 116H115V118L113 117ZM177 116V117H176ZM185 116V117H184ZM201 116V118H203ZM18 117H20V118H18ZM68 117V118H67ZM108 117H109V120L108 121H106L105 119L107 118L108 119ZM123 117V118H122ZM179 117V118H178ZM189 117V119H187ZM226 117V116H225ZM225 117H224V119H225ZM18 118V119H17ZM60 118H62V120L60 119ZM64 118L66 119V121L68 122H63L64 121ZM83 118V119H82ZM89 119L90 120V123L87 121V120H85V119ZM96 118H97V120H96ZM112 118V119H111ZM121 118V119H120ZM134 118V120L136 121V123H137V125H136V123H135V121H132V119ZM200 117H198L197 116V119L195 120V122H199V121H201L200 119H201ZM15 119V120H14ZM101 120H103V121H101V123H99ZM115 119V120H114ZM130 119V120H129ZM193 119H191V120H193ZM96 120V123H95V127H93V125H92V122L93 121H95ZM114 120V121H113ZM119 120H120V122H119ZM121 120H122V122H121ZM126 120V121H125ZM193 120V121H194ZM203 120V119H202ZM261 120H263L262 122L264 123V116L262 117L261 116V118H260V121ZM16 121H18V122H16ZM82 121H83V126H81V124H82ZM179 121V122H180ZM223 121H225V120H222V122ZM14 124H13V123ZM38 122V123H37ZM42 122V123H41ZM98 122V123H97ZM111 122V123H110ZM119 122V123H118ZM128 122V123H127ZM131 122L133 123V124H131ZM184 122H185V124H184ZM21 123V124H20ZM63 123V124H62ZM103 123H105L104 125H102ZM108 123V124H107ZM118 124V125H115V124ZM121 123V124H120ZM216 123H218V125H219V127L221 126V125H223V126H221V127H223V129L220 127V128H218L217 129V127H215L217 124ZM221 123V124H220ZM62 124V125H61ZM86 124H90V125H87L88 127H86ZM94 124V123H93ZM98 124V125H97ZM99 124H101V126L99 125ZM110 124V125H109ZM215 124V125H214ZM78 125V126H77ZM92 125V126H91ZM109 128V126H110V128L108 129L106 126ZM114 125L115 126H119V127H114ZM123 125V128H124V126H125V128L124 129H122V126ZM127 125V126H126ZM135 125V128H137V129H135V128H133V126ZM20 129H18L17 127ZM98 126H100V129H101V132H100V130H99V127ZM105 126V127H104ZM130 126L133 128V129H135V131L133 130V133L131 132L132 131V129H130V133L131 134H129L128 133V131H126L128 128H126V127H129L130 128ZM137 126V127H136ZM10 127V128H9ZM16 127V128H15ZM21 127V128H20ZM45 127V128H44ZM56 127V128H55ZM83 127H84V129H83ZM93 127V129H91ZM113 127V128H112ZM186 127H188V128H186ZM215 127V128H214ZM12 128V129H11ZM42 128V129H41ZM69 128V129H68ZM87 128H89L88 130L89 131H91V132H89L88 130H86L85 131V129H87ZM95 128V129H94ZM98 128V129H97ZM104 128V129H103ZM112 128V129H111ZM184 128H186V129H184ZM64 129V130H63ZM66 129V130H65ZM72 129V130H71ZM91 129V130H90ZM116 129H119V131L117 130L116 131ZM120 129L121 130H123V132L124 133H128L129 135V137H130V135L133 137V135L134 134H136V135H134V137L135 136H137V137H130V138H132L130 141H129V137L127 136V138H126V135H127V133L124 135V133H123V136L126 138H124V137H122V138H120L121 137V135H119V132H120V134H122L121 133V131H120ZM224 129H225V131H224ZM12 130V131H11ZM19 130V131H18ZM50 130V131H49ZM74 130L76 131V133L74 132ZM93 130H96V132L95 131H93ZM103 130V131H102ZM105 130L108 132L109 131V134L110 135H108V137H110V140H111V142H110V140H108L109 138H106V136H107V133H105ZM129 130V129H128ZM183 130H185V134H187L186 136L184 135V133H182L181 131H183ZM218 130H221V131H218ZM15 131V132H14ZM17 131V132H16ZM65 131V132H64ZM67 131V132H66ZM97 131H99V133L97 132ZM126 131V132H125ZM138 131V130H137ZM215 131V130H214ZM213 131V132H214ZM69 132V133H68ZM85 132H89L88 134H86ZM103 132V133H102ZM116 132V133H115ZM117 132H118V137H117ZM136 132V133H135ZM213 132H212V134H209L208 135V138H210V139H212V136L211 135H213ZM17 134V136H16V134ZM20 133V134H19ZM68 133V134H67ZM78 133H80V135L78 134ZM85 133V134H84ZM94 133V134H93ZM97 133V134H96ZM102 135H101V134ZM105 133V134H104ZM191 133V135L189 136V134ZM217 133H215L214 132V136H213V138H216V134ZM222 134V133H221ZM219 135V136H223V135ZM45 135V136H44ZM91 137H90V136ZM100 135V136H99ZM181 135H182V137H181ZM13 136V137H12ZM21 136V137H20ZM42 136V138H40ZM48 136V137H47ZM60 136V137H59ZM72 136H74V137H76V138H74V137H72ZM105 136V138L106 139H102L103 137ZM185 136V137H184ZM191 136H192V138L194 139H191ZM218 136V135H217ZM24 137V138H23ZM58 137V138H57ZM63 137V138H62ZM78 137V138H77ZM20 138V139H19ZM45 138V139H44ZM61 138V139H60ZM67 138V139H66ZM69 138V139H68ZM129 138V139H128ZM139 138H141V139H139ZM181 138V139H180ZM187 138V139H186ZM12 139V140H11ZM49 139H50V141H49ZM79 139V140H78ZM92 139H94V140H92ZM118 139V140H117ZM136 139V140H135ZM180 139V140H179ZM183 139V144L181 145V143L182 142H180L181 140ZM184 139H185V141H184ZM32 140H33V142H32ZM104 140V141H103ZM107 140V141H106ZM116 140V141H115ZM133 140H135L136 141V143H137V141H140V142H142L143 141V145H140V148L141 149H139V144H141L140 142H138L137 144H138V146H137V144H136V148L138 149H135L134 150V148H135V146L133 147L132 145L134 144L133 143ZM142 140V141H141ZM187 140V141H186ZM191 140H193V141H191ZM42 141V142H41ZM48 141V142H47ZM58 141V142H57ZM63 141V142H62ZM75 141V142H74ZM82 141H83V143H82ZM134 141V142H135ZM191 143H190V142ZM204 141H206V140H204ZM90 142V143H89ZM104 142H106V144L104 143ZM108 142H110L109 143V145H108ZM163 143L162 141H159V143ZM184 142H189L190 144H187V143H184ZM34 143V144H33ZM43 143V144H42ZM52 143V144H51ZM59 143V144H58ZM74 143V144H73ZM83 145H82V144ZM103 143V144H102ZM123 143V144H122ZM131 143V144H130ZM144 143H145V145L147 146H145L144 145ZM161 143L159 144V147H162L161 146ZM38 144H40V145H38ZM48 144V145H47ZM81 144V145H80ZM87 144V145H86ZM100 144V145H99ZM165 144V143H164ZM184 144H185V146H184ZM195 144H198V146L197 145H195ZM46 145V146H45ZM64 145V146H63ZM126 145H128V146H126ZM163 145V144H162ZM186 145H188L187 147H186ZM61 146V147H60ZM75 146V147H74ZM78 146V148H76ZM111 146V147H110ZM144 146H145V148H144ZM175 146H174V148H175ZM178 146H179V149H178ZM195 146V147H194ZM81 147V148H80ZM87 147V148H86ZM96 147V148H95ZM180 147H181V149H180ZM182 147H183V149H182ZM193 149H192V148ZM99 148H100V150H99ZM143 148H144V151L146 152V154H145V152L143 151ZM173 148V149H174ZM187 148H188V150H187ZM31 149V150H30ZM86 149V150H85ZM97 149H98V151H97ZM104 149V150H103ZM123 149V151H121ZM146 149H148V151H149V153L147 152V150ZM42 150V151H41ZM58 150V151H57ZM76 150H77V152H76ZM88 150V151H87ZM108 150V151H107ZM139 150H141V151H139ZM189 150H191V151H189ZM31 151V152H30ZM154 152V155L152 154L153 152ZM194 151V152H193ZM200 151V150H199ZM198 151V152H199ZM28 152V153H27ZM101 152V153H100ZM105 152V153H104ZM124 152V153H123ZM142 152H144V154H145V156H147V157H150V159H148L147 157H145L144 156V154L142 153ZM192 152L194 153V155L192 154ZM197 152V153H198ZM14 153V154H13ZM17 153V154H16ZM136 153H138V154H141V155H139V157H137V155L138 154H136ZM162 153V154H163ZM170 153H171V155H170ZM177 153H179V154H177ZM188 153V154H187ZM105 154V155H104ZM108 154V155H107ZM110 154V155H109ZM114 154V156H112ZM142 154H143V156H144V158H145V160L143 159V162L145 161L146 162V167L145 166H143L142 167V165L141 164H143L144 165V163L142 162L141 163V161L140 160H142ZM148 154V155H147ZM149 154H152V155H149ZM173 154V155H172ZM190 154H192V155H190ZM43 155V156H42ZM59 155V156H58ZM83 155V156H82ZM125 156V158H127V159H125L123 156ZM128 155V156H127ZM157 155V156H156ZM169 155V156H168ZM183 155V158L181 157ZM100 158H99V157ZM170 156H171V159H170ZM173 156H175V157H177V161H176V158L175 157H173ZM181 158H180V157ZM189 157V160H188V158L185 160V158L186 157ZM192 156V157H191ZM195 156V157H194ZM83 157V158H82ZM107 157V158H106ZM131 157L133 158V159H131ZM153 157V158H152ZM165 157H168V159L167 160H165L164 161V163H162L163 162V159L162 158H165ZM190 157H191V159H190ZM13 158V159H12ZM32 158V159H31ZM48 158V159H47ZM60 158V159H59ZM91 158V159H90ZM123 158V159H122ZM136 158H139V159H137L136 160ZM141 158V159H140ZM147 158V159H146ZM158 158V161H159V159H160V161L158 162L156 159ZM173 158V159H172ZM179 158V159H178ZM193 158H194V160H193ZM196 158V159H195ZM18 161H17V160ZM40 159V160H39ZM53 159V160H52ZM76 159V160H75ZM85 159V160H84ZM100 159L103 161V163H102V161H100ZM112 159H114V160H112ZM152 159V160H151ZM154 159L157 161H155V162H153L154 161ZM183 159V160H182ZM80 160V161H79ZM106 160V161H105ZM111 160H112V162H111ZM124 160V161H123ZM127 160V161H126ZM129 160V161H128ZM147 160V161H146ZM179 160V161H178ZM58 161V162H57ZM100 161V162H99ZM117 161H118V163H117ZM122 161L124 162V163H122ZM136 161H138L137 163H138V165H136L137 163H136ZM148 161H150V163L152 164H150L151 166L149 167V162ZM152 161V162H151ZM167 161V162H166ZM175 161H176V163H175ZM190 161H194V162H192V164H191V162ZM24 162V163H23ZM34 162V163H33ZM78 162V163H77ZM109 164H108V163ZM120 162V163H119ZM128 162L130 163L129 165H126L125 163H127L128 164ZM133 162H134V165L133 166H131L132 164H133ZM141 164H140V163ZM166 162V163H165ZM168 162H170V163H168ZM185 162V163H184ZM46 163V164H45ZM51 163V164H50ZM66 163V164H65ZM81 163V164H80ZM85 163V164H84ZM106 163H107V165H106ZM154 163H155V165H154ZM156 163H161L160 165L161 166H163V164H165L166 166H165V169L163 168V167H160V165L159 164H157L156 165ZM196 163V165H194V164ZM2 164V165H1ZM15 164V165H14ZM53 164V165H52ZM80 164V165H79ZM117 164V165H116ZM118 164L120 165V166H118ZM124 164L126 165V166H124ZM140 164V165H139ZM148 164V165H147ZM169 164H171V165H169ZM178 164V165H177ZM71 165H73L74 167H72ZM88 165V166H87ZM100 165H101V167H100ZM177 165V166H176ZM191 165V166H190ZM192 165H194V167L192 166ZM71 166V167H70ZM123 166V167H122ZM127 166H129V168L130 169H127L128 167ZM136 166V167H135ZM153 166H155V167H157V168H155V170H153ZM55 167V168H54ZM62 167V168H61ZM82 169H81V168ZM120 167V168H119ZM171 167H177V169H172ZM186 167H188V168H186ZM47 168V169H46ZM65 170H64V169ZM69 168V169H68ZM73 170H72V169ZM92 168V169H91ZM102 168V169H101ZM109 168V169H108ZM132 168V169H131ZM140 168V169H139ZM142 168H144V170H146V168H149L148 170H150V172L154 175H152L148 170H146V171H144ZM151 168H152V170H151ZM162 168V169H161ZM180 168V167H179ZM191 168H193V169H191ZM195 168V169H194ZM2 169V170H1ZM46 169V170H45ZM58 169V170H57ZM59 169H61V171L59 170ZM70 169H71V171L72 172H70ZM124 169V170H123ZM127 169V170H126ZM134 169H136V170H134ZM138 169V170H137ZM156 169H159L157 172H156ZM190 169V170H189ZM79 170V171H78ZM83 170V171H82ZM129 170H131V171H129ZM132 170H134V171H132ZM142 172H141V171ZM191 170H193V171H191ZM3 171V172H2ZM122 171L124 172V171H126V172H124V173H126V174H122ZM137 171V172H136ZM140 173H139V172ZM143 171L144 172H147V173H149V176H148V174H147V176L148 177H150V179H148V177H145V173H143ZM73 172H75V173H73ZM78 172V173H77ZM88 172V173H87ZM95 172V173H94ZM109 172L111 173V174H109ZM128 172L129 173H131V174H129V175H127L128 174ZM133 172V173H132ZM138 174V175H135L136 173ZM154 172V173H153ZM192 172L194 173V174H192ZM196 172V173H195ZM3 173V174H2ZM24 173V174H23ZM44 173H46V174H44ZM51 173V174H50ZM61 173V174H60ZM74 174V176H73V174ZM86 173V174H85ZM91 173V174H90ZM94 173V174H93ZM107 173H108V175H107ZM157 173V174H156ZM177 175H176V174ZM22 174V175H21ZM72 174V175H71ZM112 174H114V175H112ZM117 174H119V175H117ZM136 176L135 178H134V176ZM142 174H145V175H143L145 178L143 179V177L141 176ZM162 174V173H161ZM176 176H175V175ZM21 177H20V176ZM71 175V176H70ZM76 175V176H75ZM91 175V176H90ZM104 177H103V176ZM111 175V176H110ZM122 175V176H121ZM130 175H132V176H130ZM150 175H152V176H150ZM3 176V177H2ZM47 176V177H46ZM51 176V177H50ZM114 176V177H113ZM117 176H121L122 178H124V179H128L127 181H125V182H123V179H122V181H118V180H121V177L119 178V177H117ZM128 176V177H127ZM137 176H139L138 178H140L139 180L141 181H139L138 179H137ZM53 177V178H52ZM74 177H75V179H74ZM77 177V178H76ZM88 177V178H87ZM101 177V178H100ZM107 177V178H106ZM109 177V178H108ZM113 177V178H112ZM127 177V178H126ZM142 177V178H141ZM156 180H154L153 178ZM188 177H190V175L188 176ZM192 177V176H191ZM189 178V179H193V178ZM21 178V179H20ZM117 178V180H115ZM131 178V179H130ZM133 178H134V181H133ZM171 177L169 176V179H170ZM176 178H177V180H176ZM49 179V180H48ZM51 179V180H50ZM53 179V180H52ZM68 179V180H67ZM77 179V180H76ZM101 179V180H100ZM102 179H104L103 181V185H102ZM137 179V180H136ZM162 179V180H161ZM195 179V178H194ZM28 180H29V182H28ZM47 180V181H46ZM130 180V181H129ZM142 180L144 181L143 183H142ZM146 180V181H145ZM147 180H148V185H147ZM151 180V183L152 182H154L155 181V184L154 183H152L153 185H155V187L157 188V185L158 184H160V186H159V189L157 188V190L155 189V187L154 186H151V183L149 182ZM159 180V181H158ZM161 180V181H160ZM171 180V179H170ZM2 181V182H1ZM8 181V182H7ZM12 181V182H11ZM78 181V182H77ZM84 181V182H83ZM92 181V182H91ZM109 181V182H108ZM114 183V185H113V183ZM137 181H139V182H136ZM158 181V182H157ZM171 181V182H172ZM46 182V183H45ZM86 182V183H85ZM96 182V183H95ZM111 182V183H110ZM123 182V183H122ZM129 182H130V185H129ZM133 184H132V183ZM134 182H135V184H136V187H135V185H134ZM146 182V183H145ZM175 182H172V183H175ZM116 183V184H115ZM119 185H118V184ZM125 183H128L127 184V186L128 187H126V184ZM144 183H145V185H144ZM51 184V185H50ZM79 184V185H78ZM110 185V187L108 186V185ZM125 186H124V185ZM132 184V185H131ZM140 184V185H139ZM157 184V185H156ZM65 187H64V186ZM101 185V186H100ZM105 185V186H104ZM117 185H118V187H117ZM138 185H139V188L140 187H142L143 186V188L142 189H145V192H143V190L142 189H140V190H142V191H140L139 190V188H137L138 187ZM142 185V186H141ZM149 185L151 186V188H148L149 187ZM33 186V187H32ZM61 186V187H60ZM70 186V187H69ZM88 186V187H87ZM96 186V187H95ZM102 186H104V187H102ZM114 186V187H113ZM116 186V187H115ZM120 186H123L122 188H121V190L119 189L120 188ZM132 186V187H131ZM145 186H147V188L145 187ZM162 186V187H161ZM56 187V188H55ZM125 187V188H124ZM130 187L132 188L131 189V191H130ZM153 187H154V189H153ZM160 187H161V190H160ZM8 188V189H7ZM49 188H51V189H49ZM97 188V189H96ZM106 188V189H105ZM108 188V189H107ZM114 188L116 189L115 191H114ZM129 188V189H128ZM134 188H135V192H133L134 191ZM137 188V189H136ZM49 189V190H48ZM58 189H60V190H58ZM101 189V190H100ZM119 189V190H118ZM125 189V190H124ZM151 189H153V190H151ZM197 190H195L194 191V195H196V196H199L200 198L202 197H204V199L203 200H201V199H199V200H201V201H203V202H205V205H203L204 203L203 202H200L199 203V200H198V198L199 197H193V195H192V197H191V201H196L197 202V206L199 207L200 205H203V206H200L199 207V209H198V207H197V209L196 208H194L193 206L194 205H192V208H191V212L195 215V216H193L194 218L196 217V215L198 216V215H200V217L199 218H201L202 217V220H201V225H202V227L203 228H205V226L206 227H208V224L210 225V222H211V217H208V220H210V221H208L207 220V225H206V221L204 222L203 220L205 219L206 220V217L207 216H209V215H207V214H209L208 212H207V214H206V212H204V210L206 211V206H207V203H206V200H205V196H201V194H203L204 195V192H203V187L201 188V187H199V189H198V187L196 188ZM201 189H203V190H201ZM52 190V191H51ZM61 190H63L62 192H61ZM105 190V191H104ZM108 190V191H107ZM110 190L112 191H114L113 193H111L110 192ZM129 190V191H128ZM136 190H138V191H140V193L141 192H143V194L141 193V194H137L136 192H138V191H136ZM153 191V192H151V191ZM160 190V191H159ZM166 190V191H165ZM199 190V191H198ZM202 191V193H201V191ZM41 191H42V193H41ZM57 191V192H56ZM66 191H68V192H66ZM72 191V192H71ZM81 191V192H80ZM86 191H88V192H86ZM99 191V192H98ZM103 191H104V194H103ZM116 191H118L119 193H117ZM126 191V192H125ZM129 193H133L132 195L131 194H129ZM159 191V192H158ZM45 192V193H44ZM75 192V193H74ZM116 192V193H115ZM120 192H122V193H124L123 195L124 196H126V199H125V197H123V195H121L120 194ZM155 192H157V195H154V193ZM163 192H164V194H163ZM198 192V193H197ZM62 193V194H61ZM107 193V194H106ZM115 193V194H114ZM126 193H128V194H126ZM134 193H136V194H134ZM139 193V192H138ZM159 193V194H158ZM196 193V194H195ZM109 194V195H108ZM114 194V195H113ZM116 194H119L120 195V197H119V195H117L116 196ZM126 194V195H125ZM146 194H148V195H146ZM156 194V193H155ZM162 194H163V196H164V198H162V200H159V199H161V198H159V196L160 197H163L162 196ZM168 194V195H167ZM171 194V195H170ZM198 194V195H197ZM6 195V196H5ZM44 195V196H43ZM50 195V196H49ZM63 195V196H62ZM104 195V196H103ZM131 197H130V196ZM135 195H136V198H135ZM140 195H142V196H144V197H146V198H142V196H140ZM153 195V196H152ZM87 196H88V198L89 199H87ZM92 196V197H91ZM102 196V197H101ZM113 196H115V197H113ZM154 196H156V198L154 197ZM169 196H172V197H169ZM27 197V198H26ZM43 197V198H42ZM50 197V198H49ZM59 197V198H58ZM75 197V198H74ZM104 197H105V199H104ZM110 197V198H109ZM119 197V202L121 201V198H122V205H120L121 204V202L120 203H118V201H116L117 200V198ZM129 197V198H128ZM133 197V198H132ZM139 198V204L141 205H139V209H141L142 207V209H141V211L145 208V209H148V211L149 212H151L153 215H151V213H149V212H145V213H143L144 211H139V209L138 208H136L137 206L136 205H138V202H137V204H135L134 202H136L135 200H137L138 201V198ZM156 199V202L154 201V203H153V200H155L154 198ZM169 197V198H168ZM2 198V199H1ZM4 198V199H3ZM54 198V199H53ZM69 198V199H68ZM109 198V199H108ZM127 198H128V201H127ZM131 198V199H130ZM152 198H153V200H152ZM172 198H174V199H172ZM194 198H197L196 200L194 199ZM76 199V200H75ZM111 199L114 201V199H115V201L114 202H112L111 201ZM134 199V200H133ZM140 199H143V200H145V201H143V200H141V201H143V202H145L144 203V205H143V202H142V204H141V201H140ZM146 199H147V201L149 202V204H148V202L146 201ZM193 199V200H192ZM60 200V201H59ZM87 200V201H86ZM106 200V201H105ZM123 200H125L124 202H123ZM29 201V202H28ZM108 201V202H107ZM130 201H132L131 203H130ZM134 201V202H133ZM161 201V202H160ZM164 201H168V202H165L164 203ZM87 202V203H86ZM105 202V203H104ZM127 202V203H126ZM163 202V203H162ZM170 202H172V203H170ZM42 203H43V205H42ZM82 203V204H81ZM99 203H100V205H99ZM106 203H107V205H108V207H107V205H106ZM109 203V204H108ZM126 203V204H125ZM130 203V204H129ZM156 203H158V204H156ZM170 203V205H172V206H170V205H168ZM69 204V205H68ZM78 204H80V205H78ZM104 205V207H103V209H105V210H102V206ZM114 204V205H113ZM118 205L119 204V206H116V207H114L115 205ZM145 204H147V205H145ZM161 204L163 205V206H161ZM175 204V205H174ZM9 205V206H8ZM20 205V206H19ZM109 205H112L111 207L109 206ZM149 205V206H148ZM151 205V206H150ZM159 205H160V207H159ZM41 206V207H40ZM81 206H82V208H81ZM99 206H101V209H100V207ZM105 206L107 207V208H105ZM123 206H124V208H123ZM145 206H148V208L147 207H145ZM169 206H170V208H169ZM33 207V208H32ZM46 207V208H45ZM78 207H80L79 209H80V211H79V209H77ZM164 207H168V210L170 209V210H172L173 212H171V211H168L167 212V214H166V212L164 211V210H166V208H164ZM172 207H175V208H172ZM196 207V206H195ZM201 207H202V209H201ZM8 208V209H7ZM53 208V209H52ZM110 208V209H109ZM114 208V209H113ZM157 208V209H156ZM162 208H164V209H162ZM194 208V209H193ZM14 209V210H13ZM63 209V210H62ZM113 209V210H112ZM118 209H120V210H118ZM128 211H127V210ZM132 209V210H131ZM137 209H138V211H137ZM144 209V210H145ZM151 209H152V211H151ZM176 209H177V211H176ZM193 209V210H192ZM9 210V211H8ZM108 210H111V211H108ZM126 210V211H125ZM131 210V211H130ZM174 210L176 211V213L174 212ZM203 210V211H202ZM3 211V212H2ZM83 211V212H82ZM99 211V212H98ZM100 211H105V212H100ZM109 213H108V212ZM118 211V212H117ZM120 211V212H119ZM124 211L125 212H127L128 213V215H129V213H130V215L129 216H131V218L127 215V213L125 214L124 213ZM146 211V210H145ZM167 211V210H166ZM46 212V213H45ZM98 212V213H97ZM108 214H110V215H112V216H110V215H108ZM114 212V213H113ZM169 212L171 213V214H169ZM198 212V213H197ZM199 212H200V214H199ZM136 213H140L139 215H138V217H137V215H136ZM142 213V214H141ZM174 213V215L176 214L178 217L177 218H174L173 217V214ZM191 213V214H192ZM46 214V215H45ZM70 214V215H69ZM99 214V215H98ZM103 214H105L104 215V217H103ZM124 214V215H123ZM133 214V215H132ZM147 214V215H146ZM150 214V215H149ZM159 214V215H158ZM201 214H202V216H201ZM74 215V216H73ZM92 215V216H91ZM102 215V216H101ZM121 215V216H120ZM123 215V216H122ZM127 215V216H126ZM168 215V216H167ZM170 215V216H169ZM172 215V216H171ZM176 215H175V217H176ZM207 215V216H206ZM95 216L97 217L96 219H95ZM100 216V217H99ZM106 216H109V217H106ZM134 216V218H132ZM142 216V217H141ZM8 217V218H7ZM72 217V218H71ZM86 217H89V218H86ZM92 217L94 218V219H92ZM110 217H112V218H110ZM117 217H119V218H116ZM125 219H124V218ZM143 219V220H141V218ZM149 217H151V218H149ZM170 217V218H169ZM173 217V221L175 222V224H174V222H172V218ZM105 218L107 219L106 221V223L104 222V220H105ZM108 218H109V220H108ZM122 218V219H121ZM128 218H130L131 219V221L128 219ZM155 218V219H154ZM179 218V219H178ZM204 218V219H203ZM16 219V220H15ZM103 219V220H102ZM124 219V220H123ZM133 219V220H132ZM171 219V220H170ZM5 220H7V221H5ZM14 220V221H13ZM86 220H88V221H86ZM93 220H96V221H93ZM99 220H100V222H99ZM110 220H111V222H110ZM121 220V221H120ZM144 220H145V222H144ZM152 222L153 220V222L152 223H150V221ZM6 223H5V222ZM83 221V222H82ZM93 221V222H92ZM113 221H116V222H113ZM124 221H125V223H124ZM127 221H129V222H127ZM141 221V222H140ZM169 221L171 222V225H173V226H175L176 225V228L178 229H176L175 230V227H173V226H169L170 225V223H169ZM178 221V222H179ZM98 224H97V223ZM108 222H110L109 224H108ZM120 222V223H119ZM132 224H131V223ZM133 222L134 223H136V224H133ZM140 222V223H139ZM155 222V223H154ZM158 222V223H157ZM89 223H94L93 225L92 224H89ZM103 224V227H102V224ZM114 224V226H115V228H114V226H113V224ZM117 223H119V224H117ZM124 223V224H123ZM129 223L131 224V225H129ZM137 223H138V225H137ZM144 223V224H143ZM149 225H148V224ZM154 223V224H153ZM3 224H4V226H3ZM17 224V225H16ZM45 224V225H44ZM86 225V227H85V225ZM101 226H100V225ZM108 224V225H107ZM110 224H111V226H110ZM122 226H121V225ZM141 224V225H140ZM145 224H146V226H145ZM157 224V225H156ZM158 224H159V226H158ZM5 225H7V226H5ZM94 227L95 225H97L96 227H95V229L92 227V226ZM108 227V228H111V230L110 229H108V228H106V226ZM134 225H137V228H136V226H134ZM151 225H153L154 227V232H153V228L151 227ZM164 225V226H163ZM205 225V226H204ZM13 226V227H12ZM77 226V227H76ZM89 226H90V229H93V231L92 230H90V229H88L89 228ZM98 226H99V228H98ZM131 226V227H130ZM164 228H163V227ZM7 227V228H6ZM17 227V228H16ZM82 227V228H81ZM84 227V228H83ZM121 227V228H120ZM123 227V228H122ZM136 229H135V228ZM138 227H140L142 230H144V232L147 234V232H148V230L150 231V232H148V233H150V236H149V234H140V233H138V232H140V230L138 229ZM146 227H150L149 229L148 228H146ZM170 227V228H169ZM5 228V229H4ZM96 228H98V229H96ZM101 228V229H100ZM115 230H114V229ZM132 228H134V230L132 229ZM144 228V229H143ZM152 228V229H151ZM10 229V230H9ZM16 229V230H15ZM109 230V231H111V233H112V231L114 232V233H117L119 236L121 235V234H119V232L120 233H124V234H122L123 235V237H122V235L120 236V237H117L118 235H115L114 233H112V234H114V235H112L109 231H106V230ZM113 229V230H112ZM128 229V230H127ZM129 229L131 230H133V232H134V234L137 236H134V234H132V232L131 231H129ZM138 229V230H137ZM206 229H208V232L210 231V233L212 232V229H211V227L209 226V228H205V231L207 232V230ZM255 229V228H254ZM18 230V231H17ZM49 230V231H48ZM96 230H97V232H98V230L100 231V233H101V231H104V232H102V233H104L103 234V236L99 233H97L96 232ZM136 230H137V232H136ZM141 230V233H143V231ZM163 230V231H162ZM175 231V233H177V234H175L174 233V231ZM16 231V232H15ZM25 231V232H24ZM92 231V232H91ZM95 231V233L94 234H97V235H101L100 236V238H99V236H97V238H96V235H93V234H91V233H93ZM117 231V232H116ZM122 231V232H121ZM125 231V232H124ZM127 231H129L128 233H127ZM151 231L153 232V233H151ZM160 231V232H159ZM256 231V230H255ZM255 231H254V233H255ZM11 232V233H10ZM87 232H89V233H87ZM91 232V233H90ZM168 232H170V233H168ZM171 232L173 233V235H171ZM7 233V234H6ZM18 233V234H17ZM68 233H70V234H68ZM107 233H109V235L107 234ZM126 233V234H125ZM157 233V234H156ZM161 233V234H160ZM167 233H168V235H167ZM26 234V235H25ZM107 235V236H104V235ZM128 234V236H126ZM132 234V236L135 238H133L132 236H130ZM138 234H140L139 236H138ZM163 234V235H162ZM52 235V236H51ZM93 235V236H92ZM111 235V236H110ZM146 235V236H145ZM152 235V236H151ZM154 235H157V237H158V241H159V243H160V246H159V244H158V242H157V240L155 239V238H157L156 236H154ZM167 236V239H166V236ZM175 235V236H174ZM255 235V234H254ZM11 236V237H10ZM109 236V237H108ZM114 236V237H113ZM132 237V239L131 238H128V237ZM147 236H149V239H151L150 237H153L151 240H149L148 238H146L145 240H143V238H145V237H147ZM170 236L172 237V239L170 238ZM17 237H19V238H17ZM94 237V240L96 241V243H95V241L92 239ZM126 237H127V239H129V240H127L126 239ZM173 237H175V238H177V239H180V240H175V238H173ZM180 237V238H179ZM255 237V236H254ZM254 237H252L251 239H252V241L253 240H255V239H253ZM4 238V239H3ZM114 238H116V239H114ZM119 238V239H118ZM138 238V240H136ZM164 238V239H163ZM169 238V239H168ZM3 239V240H2ZM11 239V240H10ZM27 239V240H26ZM82 239V240H81ZM99 239H101L100 241H98ZM113 239V241L115 240V242H112L111 240ZM141 239V240H140ZM172 240V242H171V240ZM102 240H104L103 242H102ZM116 240H118V241H116ZM145 242H147V245H149V246H147L146 245V242L145 243H143V241ZM167 240V241H166ZM170 242H169V241ZM174 240H175V242H177V243H179V245L178 244H176L175 242H174ZM89 241V242H88ZM139 241H142V244H141V242L139 243ZM162 241V242H161ZM180 241H183L182 243L180 242ZM184 241L186 242L185 244H183L184 243ZM251 241V242H252ZM84 244H83V243ZM97 242H100L101 243V245L102 244H104V245H102L103 247H104V250H103V247L102 246H100V243H97ZM117 242V243H116ZM120 242V243H119ZM121 242H125L124 244L123 243H121ZM154 244H156L157 243V245H158V247H159V250L156 248V245L154 244H152V243ZM173 242H174V245H173ZM116 243V244H115ZM119 243V245H117ZM134 245H133V244ZM140 245H139V244ZM168 245H167V244ZM15 244V245H14ZM21 244V246H19ZM48 244V245H47ZM89 244V245H88ZM92 244V245H91ZM97 245V244H99V245H97V246H95V245ZM114 246H113V245ZM126 244V245H125ZM162 244V245H161ZM170 244L172 245V246H174L175 248H176V246L178 247L177 249H175V250H173L174 248H172V246H171V249L170 248H167V247H169L170 246ZM181 244V245H180ZM121 245V246H120ZM145 245H146V247H145ZM153 245V246H152ZM165 245V246H164ZM176 245V246H175ZM184 245V246H183ZM253 245H255V241H253V243H252V245H251V249L253 250V249H255V246H257V244L255 245V246H253ZM36 246V247H35ZM84 246V247H83ZM112 246L113 247H115V249L114 248H112ZM118 246H120V247H118ZM131 248H130V247ZM153 248H152V247ZM162 246V247H161ZM186 246V247H185ZM2 247H3V249H2ZM108 247H109V249L111 250V251H108L109 249H108ZM142 247V248H141ZM148 247H150V249H151V251L149 250V248ZM11 248V249H10ZM96 248H98V249H96ZM106 248V249H105ZM116 248L118 249V248H120L119 250H120V252H119V250H116ZM133 248H134V250H133ZM155 248V250H154V252H153V249ZM161 248H162V250H161ZM182 248H184L183 250H182ZM186 248V249H185ZM257 248V247H256ZM65 249V250H64ZM123 249V250H122ZM130 249V250H129ZM166 249V250H165ZM191 249H192V251H191ZM257 249H259V248H257ZM11 250V251H10ZM20 250V251H19ZM95 250V251H94ZM104 252H103V251ZM112 250H114L115 251V253H113L112 254ZM132 250V251H131ZM138 250V251H137ZM144 250V251H143ZM171 250V251H170ZM249 250V249H248ZM14 251V252H13ZM119 253H121L122 252V257H121V254H118V252ZM125 251V252H124ZM131 251V252H130ZM156 251V252H155ZM157 251H158V254H157ZM161 251H163V252H161ZM167 251V252H166ZM173 251H175L174 253H171V252H173ZM182 251V252H181ZM255 251L256 252H258V250H256L255 249ZM260 251V250H259ZM101 252H103L105 255L107 254V256H105L103 253H101ZM107 252V253H106ZM108 252H110V253H108ZM117 252V253H116ZM141 254H140V253ZM144 254H143V253ZM152 254H151V253ZM160 252V253H159ZM181 252V254H179ZM134 255H133V254ZM146 253V254H145ZM155 255H154V254ZM169 253V254H168ZM184 253V254H185ZM196 253V252H195ZM194 253V256H195V258L197 257V253L195 254ZM259 253V252H258ZM3 254H4V256H3ZM131 254V255H130ZM138 254H139V256H138ZM149 254V255H148ZM161 254V255H160ZM166 254V255H165ZM173 254H175L177 257L175 258V255H173ZM179 254V255H178ZM21 255V256H20ZM93 255H95V257L93 256ZM103 255H104V257H103ZM109 255H110V257H109ZM111 255H113L112 257H111ZM116 255V257L120 260L121 259V261H119L116 257H114ZM121 257H119V256ZM153 255V256H152ZM156 255H160V256H156ZM163 255V256H162ZM169 255V256H168ZM171 255H172V257H171ZM180 255H181V257H180ZM134 256V257H133ZM138 256V257H137ZM147 256V257H146ZM156 256V257H155ZM166 256V257H165ZM174 256V257H173ZM94 257V258H93ZM101 257V258H100ZM103 257V258H102ZM107 257V263H106V260H105V258ZM114 257V258H113ZM153 257V258H152ZM158 257L160 258V259H158ZM162 257H164V258H162ZM170 257V258H169ZM96 258V259H95ZM109 258V259H108ZM126 258V259H125ZM137 258V259H136ZM140 258V259H139ZM143 258H145V259H143ZM150 258V259H149ZM169 258V259H168ZM8 259V260H7ZM93 259V260H92ZM115 259H117V260H115ZM4 260V261H3ZM80 260V261H79ZM138 260V261H137ZM140 260V261H139ZM152 260V261H151ZM176 260H177V262H176ZM96 261V262H95ZM111 261V262H110ZM144 261V262H143ZM157 261V262H156ZM169 261H170V263H169ZM136 262V263H135ZM140 262V263H139ZM183 262V263H182ZM116 263V262H115ZM179 263V264H180Z\"/></svg>",
  "mask_w": 264,
  "mask_h": 264
}]
</instances>
